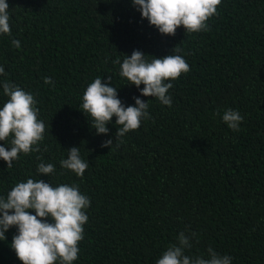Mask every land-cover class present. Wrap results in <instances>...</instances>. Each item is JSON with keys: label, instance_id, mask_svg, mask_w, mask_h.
<instances>
[{"label": "trees", "instance_id": "1", "mask_svg": "<svg viewBox=\"0 0 264 264\" xmlns=\"http://www.w3.org/2000/svg\"><path fill=\"white\" fill-rule=\"evenodd\" d=\"M7 3L0 82L34 96L46 130L39 152L21 153L11 168L0 159V197L28 179L78 185L91 204L72 264H156L180 232L190 237L191 258L207 259L211 247L231 264H264V0H221L209 30L181 26L175 36L150 26L132 0ZM134 50L149 62L175 54L189 64L170 81L171 107L119 75L113 61ZM109 76L125 106L134 97L149 103L150 118L119 146L116 117L107 135H96L81 108L89 84ZM7 99L0 84V107ZM228 109L243 117L239 131L223 122ZM109 139L111 148L102 147ZM72 147L89 165L83 177L61 166ZM42 162L55 172L39 174ZM16 234L12 227L0 240V264H22L10 247Z\"/></svg>", "mask_w": 264, "mask_h": 264}, {"label": "clouds", "instance_id": "2", "mask_svg": "<svg viewBox=\"0 0 264 264\" xmlns=\"http://www.w3.org/2000/svg\"><path fill=\"white\" fill-rule=\"evenodd\" d=\"M133 6L141 12L142 18L149 21L160 34L175 36L181 26L188 33L209 30L207 21L217 13L221 0H132ZM9 4L0 0V35H11L9 23ZM20 47L19 40L12 41ZM173 52H179L176 46ZM140 50H134L131 56L125 55L121 63L117 58L113 63L120 64L119 75L126 78L128 85L140 89L141 96L156 98L163 105L171 107L172 99L168 95L173 87L170 81L176 80L182 73L190 71L189 64L181 55L154 57L150 62ZM5 70L0 67V75ZM96 78L83 94L82 112L91 118L90 125L96 135H107L108 124L116 117L119 125L115 133L117 146L130 131L138 130L145 119L150 118L149 103L140 97H134V106H125L119 99L117 88ZM45 84H52L51 78H45ZM3 94L8 97L0 107V141L9 147L0 145V159L13 166L21 153L28 155L39 152L38 145L44 139L46 125L38 119L39 108L34 96L10 82H0ZM143 85V88L140 86ZM217 115H220L218 112ZM222 120L233 131H239L243 117L238 111L226 110ZM114 140H106L102 147H110ZM10 148V150H9ZM68 158L61 166L83 177L88 163L80 156L79 147H72ZM37 172L49 176L55 172L53 164L40 163ZM91 201L82 194L78 185L60 184L53 187L43 179L16 184L7 194L0 197V240H6V232L17 228L10 247L15 251L22 264H72L78 259V244L84 238V225L88 222L86 211ZM35 214H32V212ZM195 237V233L191 234ZM178 244H173L163 252L156 264H231L230 256L219 255L213 248L207 249L208 258L185 255V249L192 247L190 237L180 232Z\"/></svg>", "mask_w": 264, "mask_h": 264}]
</instances>
